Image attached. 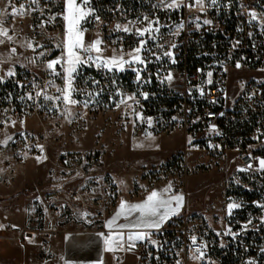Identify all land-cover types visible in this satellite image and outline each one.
<instances>
[{"label": "built area", "instance_id": "1", "mask_svg": "<svg viewBox=\"0 0 264 264\" xmlns=\"http://www.w3.org/2000/svg\"><path fill=\"white\" fill-rule=\"evenodd\" d=\"M13 7H23V12L13 16ZM64 10V0H0V18L4 20L3 27L8 28L9 35L13 36L11 42L28 40L32 45L28 61L10 68L14 70V76L8 77L9 69L0 65V77L4 78L0 82V127L29 116L60 124L62 105L49 110L53 102L45 101L43 96H58L57 88H62L63 79L54 77L46 65L57 59L61 52L57 45L61 44ZM250 13L256 14L255 21ZM205 19L211 23L204 25ZM197 23L201 25L199 28ZM174 24L180 40L175 63L159 62L160 66L153 71L141 73L139 83L136 78L129 80L139 94L137 105L145 121L149 117L153 121L151 128L138 119L139 123L152 135L183 130L186 143L181 156L185 163L190 152L211 155L236 149L244 152L242 163L246 171L256 169V156L241 145L238 135L231 134L230 127L231 123L243 122L238 117L241 99L264 105V86L260 82L238 79L235 95L228 96L226 79L228 71L233 68H262L264 0H216L215 4L204 0L203 8L194 0H184L179 15L174 16ZM179 25L183 27L178 30ZM60 70L58 65L57 71ZM171 70L180 72V87H175L173 80L164 79ZM208 72H212L211 84L207 82ZM93 76L99 82L95 86L101 90L121 86L120 80L103 69H96ZM127 84V77L122 76V89ZM38 92L40 96H36ZM143 93L148 94V99L143 98ZM30 95L33 99L28 98ZM103 96L100 95L98 101L93 100L86 109L92 112L106 110ZM259 113L252 134L264 142V113ZM235 116L236 120L231 121L230 117ZM120 119L122 124L131 122L126 110L122 111ZM189 137L192 138L191 145ZM41 146L43 149V135L28 130H19L7 144H0V184L9 185L15 179L14 163H23L30 156L41 154ZM101 164L98 152L63 150L57 159V168L50 172L52 176L67 181L68 186L36 200L24 225H14L6 215L1 216L2 220L19 236L27 231L36 234L40 257L52 259V241L57 236L70 226L100 229L105 214L116 200V189L100 171ZM249 164L253 165L251 169L247 167ZM257 178L254 174H247L246 188L252 189ZM262 219L263 209L256 205L240 214L231 227L232 234L218 236L198 227L192 216L175 218L152 232L151 240L156 241L155 244L147 240L135 244L137 264H177L178 261L179 264H264ZM192 236L197 237L196 245L191 243ZM204 245L205 256L193 259L196 248Z\"/></svg>", "mask_w": 264, "mask_h": 264}, {"label": "rangeland", "instance_id": "2", "mask_svg": "<svg viewBox=\"0 0 264 264\" xmlns=\"http://www.w3.org/2000/svg\"><path fill=\"white\" fill-rule=\"evenodd\" d=\"M126 1H129V3H126ZM126 1L111 0L107 3L101 4V9L98 10L95 1L90 0L88 7L93 10L94 16H98L100 19L99 21H96L90 16L83 24V27L87 28V31L84 33L85 44L100 38L103 41L101 48L103 49L102 56L104 58H110L114 55L117 57L123 55L125 59H129L128 53L138 46V37L135 35V29L146 27L148 21H145L143 18L148 17L149 21L158 19L160 25L167 26L160 28L161 39L155 42L149 40L148 47H152L154 51L159 53L163 50H168L171 44H175L176 47L171 49V51L173 52L174 59H176L179 52L178 45L180 40L178 39V31L174 29V16L179 15L182 7L179 9L159 7L158 5H160L161 0ZM182 2L184 3V0H182ZM117 24H120L121 26L128 24L132 31L125 33L117 30ZM65 27L66 22L63 20L61 44L64 40ZM169 32L173 33L169 34ZM144 39H147V36H145ZM0 40L4 41V43H0L1 57L7 55L10 57L13 56L18 61L24 63L28 61V40H17L15 43L7 40L6 37L1 38ZM161 43L164 44V49L154 47V44ZM13 48L16 50L15 53L11 51ZM61 54L62 48L59 57ZM141 55L147 56L152 62L147 63L146 67L139 64H134L131 67L125 65L124 71L107 72L104 70L116 80L118 79L121 81L120 87H111L108 91L101 90L95 86V83H92L95 81L93 74L98 68L93 65L91 67L83 66L80 69V74L75 81L74 87L79 88L83 94H74L73 98L78 101H83L84 99L89 98L86 94L91 92L94 95L90 99L98 101L100 95L104 94V98H102L103 100H100L104 101L107 107L106 110L92 112L88 111L82 103H78L74 106L69 105L68 109L66 108L67 110L64 120L60 121L59 125H54L50 120L33 116L14 120V124H19L34 119L40 129L38 133L43 135V151L41 154L32 155L29 158H33L36 163H39L38 165H40L41 173H47L51 180L57 179L67 186V181L52 176L50 172L52 169L57 168V159L59 154L63 151L61 149L56 154L54 161L51 162L49 159L53 158L56 148L58 146L79 147L88 149L83 152H92L95 149H98L100 142H102L104 152L110 157L108 159L110 168L122 179V194L124 196H126L130 188L133 177H135L136 193H139V191L142 190V188L139 187L140 184L143 188L146 186L145 190L150 192L152 190L162 192L165 188L171 185V194L179 193L183 195L182 207L184 210H188L190 213L189 216H192L196 220L198 227L206 228L214 233L219 232L223 235L229 232V229L231 230V227L237 222V218H239L241 213L245 214L256 205H264L262 181L256 179L257 184H255L252 189H248L245 186L247 174L258 175L261 179L264 178V171L257 170L258 159H264V156L260 153L264 147V142L256 139L255 135L252 133L247 137L250 139V143H248L246 147L256 156L255 164L257 166L256 169H253L250 172L246 171L242 163L244 152H239L236 149L225 152H216L211 155L190 152L186 156V163L182 160L181 150L162 166L143 168L144 166L162 161L173 142L176 143V146L179 145V142L181 141L179 135L174 136L172 139L167 137L168 135L183 132L184 137L186 136L183 130L176 129L171 133L155 135L160 138L148 139L146 136L139 134L143 129V126L139 123L138 119L132 112V109L134 108L137 112L141 113L137 103H135L134 100H128L127 105H131V108L125 104H121L120 107L116 106L120 99L128 96H133L135 97V100H137L139 94L133 90L132 83L129 81L136 78V72L133 71L132 68L142 69L141 73H143L145 71H153L156 66H160V63L173 64L172 58L169 57H163L160 60H156L148 53H141ZM10 62L11 61L3 64V68L9 69L11 66ZM250 71L254 72V75L257 77L263 76L264 63L260 69H248L243 67L233 68L228 71L226 79L228 86L226 93L228 96L235 95L237 80L245 78L246 72ZM170 73L173 75L172 82H174L175 87H180L179 84H181L180 82L182 81L180 78V72L178 70H171ZM122 76L127 77L128 83L123 89ZM245 79L249 80L248 78ZM261 84H263V82H261ZM96 93L99 94L95 95ZM239 106L241 107V112L238 117L241 122H248L254 112H260L259 114H261V112L264 113V108H259L258 104L255 102L241 99ZM123 110H126V113L130 115V123L122 124V119H120V117L122 116ZM69 112H71V115L68 114ZM230 120L235 121L236 116L230 117ZM10 125H13V121L1 126L0 131ZM131 127L137 129V134H132V132L128 131ZM185 143L186 138L184 139L182 148ZM37 157H40V159L38 160ZM27 160L23 163H14L15 179L17 176V166L25 164ZM101 160L103 164L102 154ZM238 169L245 170L238 171ZM15 179L13 181H15ZM24 191H26V189H24ZM13 201L14 206H20L22 203L21 199ZM232 202L239 203L241 207L233 209L231 215H229L227 205ZM115 203L116 200L113 201L112 206L105 214L104 221L108 213L114 208ZM262 209L264 217V208ZM86 230L91 229H81L79 227L70 226L67 228V231L61 235L74 231ZM133 254L136 259L137 250L135 248L133 249Z\"/></svg>", "mask_w": 264, "mask_h": 264}, {"label": "snow or ice", "instance_id": "3", "mask_svg": "<svg viewBox=\"0 0 264 264\" xmlns=\"http://www.w3.org/2000/svg\"><path fill=\"white\" fill-rule=\"evenodd\" d=\"M35 2V0H33ZM195 4L200 5L203 8L204 0H194ZM216 0H211V3L215 4ZM90 0H65V10L62 13V18L66 22L65 27V35L63 43L57 45L62 48V54L59 58L53 59L49 61L46 65L47 69L50 70L54 77H58L64 80V87L57 88V92L60 93L58 96H48L44 95L43 99L45 101H52L53 103L50 106V109L57 108L59 105H63L65 108L69 105H77L78 103H82V105L87 108L90 103L94 101L90 99L94 94L89 92L87 93L88 99H84L83 101H78L74 99V94H83L82 91L74 87L75 81L80 74V69L83 66H95L98 69L106 70L107 72L114 71H124L125 65L131 67L134 64L147 66V63H151L152 61L147 58V56H142L141 53H148L150 56H153L156 60H160L163 57L172 58V62L175 63V59L173 57V52L171 49L176 47L175 44H171L168 50H163L162 52L157 53L153 50L152 47H148V41L151 40L153 42L161 39L160 28L167 27L166 25H160L159 20H148V17H144L145 21H148L147 26L143 28H136L135 35L138 37V46H136L131 52L128 53L129 59H125L123 55L112 56L110 58H104L102 56L103 49L101 45L103 41L100 38L85 44L84 42V33L87 31V28L83 27V24L88 20L90 16H92L96 21H99L98 16H94L93 10L88 7ZM159 7L168 8V9H179L183 6L182 0H161ZM189 7L192 5L189 4ZM23 12V7L20 9L12 8V15L15 16L18 13ZM252 20H256V14L250 13ZM199 19V18H197ZM211 21L205 19L203 20L204 25L210 24ZM4 20L0 18V36L6 37L7 40H13V36L9 35V29L3 27ZM201 25L197 23L196 27L199 28ZM183 25L178 26L182 28ZM116 29L123 31L125 33H129L132 29L128 24L121 26L120 24L116 25ZM251 35V34H250ZM147 36V39L144 37ZM0 43H4L3 40H0ZM27 47H32L31 43L27 45ZM155 48L164 49V44H154ZM15 53V48L11 50ZM43 55V53H40ZM60 66V71H57V66ZM239 67V64L237 65ZM133 71L136 72V80L139 83L142 79L141 71L142 69L132 68ZM8 77L14 76L15 72L12 69H9L6 73ZM209 79L208 83L211 84L212 80V72L207 73ZM166 81H172L173 75L169 72L167 76L164 78ZM4 78L0 77V82H3ZM52 81L49 82L51 84ZM92 83L98 84V81H93ZM243 86V85H242ZM96 93L95 95H98ZM203 89H201V95H203ZM41 94L38 92L36 96H40ZM143 98L148 99V94L143 93ZM29 99H33L30 95ZM128 100H134L135 103L139 104L138 100H135V97L128 96L126 98H122L116 104L117 107H120L121 104L127 105ZM128 107H132L131 105H127ZM132 112L141 122H146L149 128L152 127L153 121L152 118H145L142 116L140 112H137L134 108ZM71 115V112L68 113ZM15 122L13 121V124ZM213 130L215 127L213 126ZM219 134V133H217ZM146 138L150 139L151 133L146 134ZM11 139V138H9ZM7 140L4 141L7 144ZM188 143L192 144V138H188ZM143 146V145H139ZM211 147V145H210ZM41 151H43L41 146ZM39 160L40 157H37ZM248 169L253 167L252 164H249ZM245 169H238V171H244ZM260 171H264V159H258V169ZM183 206V195L182 194H171V185L165 188L162 192L157 190H152L149 195H147L146 199L142 203H129L127 201L122 200L119 204V210L115 213V215L109 219L106 223V228L108 229L107 234L98 233V235L103 239V243L105 245V250L114 251L117 249H123L125 245L129 248L135 247L136 242L139 241H148L152 244H155L156 241L151 240L152 230H159L162 224L169 219L171 216H174L179 213L180 209ZM261 208H264V205H259ZM241 205L236 202L229 203L227 205L228 214L231 215L233 209L240 208ZM123 218L125 223H118V219ZM251 223V221H249ZM262 224H264V219H262ZM245 229L247 225L244 226ZM218 236L220 233H216ZM232 234L231 230L225 233ZM235 235V234H233ZM191 243L193 245L197 244V237H191ZM203 247L206 245L196 248L193 253V259H202L205 256V252L203 251ZM179 264V261L177 262Z\"/></svg>", "mask_w": 264, "mask_h": 264}, {"label": "crops", "instance_id": "4", "mask_svg": "<svg viewBox=\"0 0 264 264\" xmlns=\"http://www.w3.org/2000/svg\"><path fill=\"white\" fill-rule=\"evenodd\" d=\"M9 61H11L9 69L13 68L17 64L24 63L18 61L13 56H0L1 66L5 63H9ZM245 75V78H248L249 80L260 83L264 82V75L257 77L252 71L246 72ZM61 85L64 87V80H62ZM66 108L68 109V106ZM66 108L63 105L61 106L59 114L61 121L64 120L67 110ZM19 130H28L38 133L40 129L34 119L10 125L0 131V144H3L5 140L9 141V138L12 137L13 133ZM128 131L132 132V134H137V129L134 127H131ZM139 134L146 136L147 132L142 129ZM176 135L181 137L179 145L176 146V143L173 142L162 161L156 164L144 166L143 168L162 166L171 160L176 153L180 152L185 139L183 132L174 133L168 135L167 137L172 139ZM151 137L152 138L150 139L160 138L152 134ZM98 147L99 148L95 149L94 152H98L103 156L101 172L108 177L117 192L115 206L106 216L102 228L99 230L74 231L65 235L57 236L52 241L54 256L49 260H44L40 257V243L36 234L27 231L19 236L16 230H11L8 224L2 220V215H6L10 222L14 225H24L36 200L43 197L48 192L56 190L60 187H66V185L62 184V182L57 179L51 180L47 173H41L40 165H38L39 163H36L35 159L29 158L25 164L17 166V176L15 181L7 187L0 185V264H137V260L133 254L134 247L129 248L125 245L123 249L107 251L105 250L103 239L98 235V233L103 232L107 234L108 229L105 225L107 221L111 219L119 210V204L122 200L129 203H142L146 199L147 195L150 194V191L145 190L146 186L143 188L140 184L139 187L142 188V190L139 191V193H136L135 177H133L130 188L126 196H124L122 194V179L110 168L108 163V159L110 157L104 152L102 142H100V146ZM61 149L79 151L88 150L86 148L79 147L58 146L53 158L49 159L51 162L54 161L56 154ZM24 189H26V191H24ZM16 199H21L22 203L20 206L13 205V200ZM185 215L189 216L190 213L187 209L184 210L182 207L178 214L171 216L162 224V226L169 223L176 217L179 218L180 216L182 217ZM125 222L126 221L122 217L118 219V223ZM153 231L154 230H152V232Z\"/></svg>", "mask_w": 264, "mask_h": 264}, {"label": "trees", "instance_id": "5", "mask_svg": "<svg viewBox=\"0 0 264 264\" xmlns=\"http://www.w3.org/2000/svg\"><path fill=\"white\" fill-rule=\"evenodd\" d=\"M94 1H95V4H96V7L99 10V9H101V6H100L101 4L107 3V2H109L111 0H94ZM124 1H126V0H123V2ZM126 3H129V1H126ZM100 13H101V10H100ZM263 86H264V83H263ZM258 106H259V108L260 107H263L264 108V105H258ZM257 114H258V112H254L251 115V119L248 122L243 121L242 123H239V122H237V123H231V127H230L231 128L230 131L232 132L231 134L234 135V136L235 135H238L240 137V140H241V145L244 146V147L248 143H250V139L247 138V137H248V135L250 133H252V131H253L255 125H256L255 124V121L257 119V116H256ZM260 153L264 156V147H263V149H262V151ZM169 163H171V162H169ZM256 176H258V175H256ZM257 179L262 181V184H263V188L262 189L264 190V178L261 179L258 176ZM255 184H257L256 180L254 182V185Z\"/></svg>", "mask_w": 264, "mask_h": 264}]
</instances>
